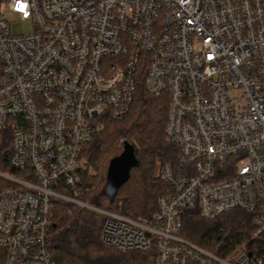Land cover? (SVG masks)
Returning <instances> with one entry per match:
<instances>
[{
	"label": "built area",
	"instance_id": "2783aa9c",
	"mask_svg": "<svg viewBox=\"0 0 264 264\" xmlns=\"http://www.w3.org/2000/svg\"><path fill=\"white\" fill-rule=\"evenodd\" d=\"M9 17L30 21L15 35ZM167 97L175 160L152 218L83 202L82 153L124 120L137 77ZM0 264H56L54 206L103 216L105 245L153 254L150 264H264L242 246L222 258L184 236V216L234 211L264 234V0H0ZM71 191L68 195L66 192Z\"/></svg>",
	"mask_w": 264,
	"mask_h": 264
},
{
	"label": "trees",
	"instance_id": "16d2710c",
	"mask_svg": "<svg viewBox=\"0 0 264 264\" xmlns=\"http://www.w3.org/2000/svg\"><path fill=\"white\" fill-rule=\"evenodd\" d=\"M169 114L167 97L150 95L145 86V72L137 77L134 101L128 116L121 121H105V131L82 153L85 169L81 171V202L102 210L132 218H152L158 199L165 190L159 171L165 160H175V149L166 141ZM0 172L14 174L10 165L11 132H2ZM122 142V144H121ZM127 142L134 149L136 166L114 199L105 194L111 163L124 152ZM68 195L71 191L66 192ZM68 208L54 206L50 233V251L56 264H150V252H123L104 244L100 228L91 213L80 211L69 222ZM184 236L198 246L226 257L246 246L256 258H264V234L255 237L253 216L234 211L214 221L204 220L197 211L186 212Z\"/></svg>",
	"mask_w": 264,
	"mask_h": 264
},
{
	"label": "water",
	"instance_id": "95a60500",
	"mask_svg": "<svg viewBox=\"0 0 264 264\" xmlns=\"http://www.w3.org/2000/svg\"><path fill=\"white\" fill-rule=\"evenodd\" d=\"M136 166L134 149L127 142L124 143L123 154L111 163L105 194L114 199L118 190L128 181L130 171Z\"/></svg>",
	"mask_w": 264,
	"mask_h": 264
},
{
	"label": "rangeland",
	"instance_id": "374dc122",
	"mask_svg": "<svg viewBox=\"0 0 264 264\" xmlns=\"http://www.w3.org/2000/svg\"><path fill=\"white\" fill-rule=\"evenodd\" d=\"M9 21L12 24V32L15 35L30 34L33 32V27L30 21L23 22L20 19H17L16 17H9ZM2 140H3V135H1L0 133V145H1ZM83 163L85 165L84 160H83ZM61 205L66 206L69 210L68 211L69 222L73 221V219L78 215V212L85 211V212L91 213V215L95 217L97 226L101 228L102 223H103V216L100 213L95 212L89 208H81L79 206H69L67 204H61ZM87 205L94 207L96 209L102 210L96 206H93L90 204H87Z\"/></svg>",
	"mask_w": 264,
	"mask_h": 264
}]
</instances>
